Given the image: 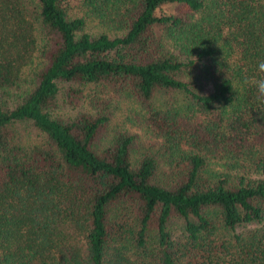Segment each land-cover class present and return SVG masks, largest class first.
<instances>
[{
	"label": "trees",
	"instance_id": "1",
	"mask_svg": "<svg viewBox=\"0 0 264 264\" xmlns=\"http://www.w3.org/2000/svg\"><path fill=\"white\" fill-rule=\"evenodd\" d=\"M264 0H0V264H264Z\"/></svg>",
	"mask_w": 264,
	"mask_h": 264
},
{
	"label": "clouds",
	"instance_id": "2",
	"mask_svg": "<svg viewBox=\"0 0 264 264\" xmlns=\"http://www.w3.org/2000/svg\"><path fill=\"white\" fill-rule=\"evenodd\" d=\"M258 69L260 72H264V61H262L258 64ZM243 83H244V85L255 86V89H256L259 97L264 99V78H261V79H256V78L248 79V78H246L243 81Z\"/></svg>",
	"mask_w": 264,
	"mask_h": 264
}]
</instances>
